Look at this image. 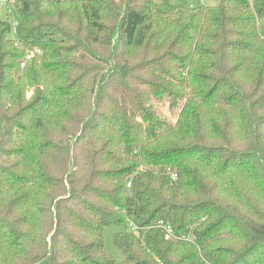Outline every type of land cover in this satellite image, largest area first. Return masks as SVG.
I'll list each match as a JSON object with an SVG mask.
<instances>
[{"label":"trees","instance_id":"trees-1","mask_svg":"<svg viewBox=\"0 0 264 264\" xmlns=\"http://www.w3.org/2000/svg\"><path fill=\"white\" fill-rule=\"evenodd\" d=\"M13 1L0 264H264V0Z\"/></svg>","mask_w":264,"mask_h":264},{"label":"rangeland","instance_id":"rangeland-1","mask_svg":"<svg viewBox=\"0 0 264 264\" xmlns=\"http://www.w3.org/2000/svg\"><path fill=\"white\" fill-rule=\"evenodd\" d=\"M174 3H179V4H183V5H189V4H194V5H200L201 3H211L210 0H173ZM9 3L8 0H2L0 2V18H5V17H9V19L11 20H16L17 22H19V17L17 15V13L14 10V4L15 2L12 0L11 2V7L10 9L8 8L7 4ZM30 95V93H28V96ZM158 111L165 114L166 113V109L165 106L162 105L158 107ZM122 227L119 226H114V225H110V226H106L103 230V240H104V249L105 252L112 256L116 262V264H119L122 259H123V254L115 247L114 242H113V236L114 234L119 231L122 230Z\"/></svg>","mask_w":264,"mask_h":264},{"label":"built area","instance_id":"built-area-1","mask_svg":"<svg viewBox=\"0 0 264 264\" xmlns=\"http://www.w3.org/2000/svg\"><path fill=\"white\" fill-rule=\"evenodd\" d=\"M8 1H9V3L7 4V6L10 9V7L12 5L11 4L12 0H8ZM11 24H12V33L16 34L18 22L16 20L11 19ZM15 44H16V42H15ZM41 53L42 52L39 48H35V49L27 51L24 60L21 61V63H20V66L23 67L27 60H31L33 57L41 55ZM171 177H172V179H175L176 174L172 173ZM127 185L129 186L130 184L128 183ZM159 225L163 229L164 238L169 239V240L175 238L174 230L170 224L160 222ZM127 229L134 230V229H136V226L133 224L132 221H129L127 224Z\"/></svg>","mask_w":264,"mask_h":264},{"label":"crops","instance_id":"crops-1","mask_svg":"<svg viewBox=\"0 0 264 264\" xmlns=\"http://www.w3.org/2000/svg\"><path fill=\"white\" fill-rule=\"evenodd\" d=\"M2 0H0V2H1Z\"/></svg>","mask_w":264,"mask_h":264}]
</instances>
